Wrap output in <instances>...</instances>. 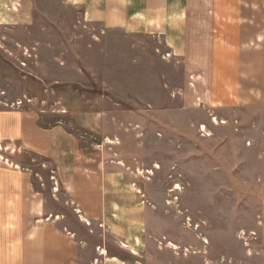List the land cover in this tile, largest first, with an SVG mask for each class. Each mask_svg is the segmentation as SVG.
I'll list each match as a JSON object with an SVG mask.
<instances>
[{
    "label": "crops",
    "instance_id": "1",
    "mask_svg": "<svg viewBox=\"0 0 264 264\" xmlns=\"http://www.w3.org/2000/svg\"><path fill=\"white\" fill-rule=\"evenodd\" d=\"M58 10L72 12L71 24L85 29L62 33L68 41L71 34L73 40L83 38L99 46L103 40H130L143 54L168 66L169 71L159 70L163 72L159 80L173 100L206 105L212 120L222 111L264 107V0H0V29L29 31L30 39L39 41L40 34H33L32 27L44 25L43 21V27L53 26ZM3 39L14 41V48L0 46L6 56L17 50L38 51L21 37L0 31ZM61 46L63 67L71 65L82 72L79 63L65 58L75 46L67 45L63 36ZM74 50L72 54L81 56L80 48ZM36 77L45 91L55 88ZM62 81L66 87L70 81L78 82ZM92 98L79 92L76 100L108 103L109 110L68 107L58 113L55 123L46 124L43 119L49 113L59 112L47 106V97H0V264H264V208L251 212L252 227L239 218L248 200L260 191L245 195L232 178L238 192L227 197L244 198L240 208L227 209V226L241 247L239 255L215 258L207 248L209 236L197 231L191 233L195 243L201 241V251L183 255L176 227L165 241L167 230L160 224L165 210L149 196L147 181L133 173L132 159L116 157L121 133L130 128L120 121H139L146 115L129 106L132 98L122 100L114 93ZM141 101L149 108L153 103L148 98ZM28 102L40 107H27ZM233 119H238L236 114ZM136 130L129 129L139 136ZM26 154L45 159L42 166L50 169L52 202L64 191L66 209L48 206L50 198L38 187L47 178L32 164L34 158L24 159ZM177 184L173 190H178ZM259 197L264 202V193ZM212 211L221 212L215 207ZM202 221L199 226L208 220ZM244 232L254 236L252 246Z\"/></svg>",
    "mask_w": 264,
    "mask_h": 264
},
{
    "label": "rangeland",
    "instance_id": "2",
    "mask_svg": "<svg viewBox=\"0 0 264 264\" xmlns=\"http://www.w3.org/2000/svg\"><path fill=\"white\" fill-rule=\"evenodd\" d=\"M56 13L58 19L53 26L43 27L46 25L43 21L44 25L39 22L32 27L33 34H40L37 35L39 41L30 39L29 31L5 27L0 29L2 33L21 37L23 43L38 50L37 53L34 50L26 53L17 50L11 56L0 52V97H47V106L51 108L53 105L59 112L54 110L49 113L43 119L46 124L55 123L61 116L58 113L68 107L82 109L101 106L109 110L108 103H79L76 100L79 92L90 98L113 93L122 100L132 98L134 101L129 106L144 113L147 119L140 117L139 121H120L128 125L129 129H137L139 136L132 134L129 129L121 133L122 139L117 142L121 152L116 157L122 156L128 161L132 159L133 173L147 181L145 186L149 196L161 211L165 210V215H160V224L167 230L164 240L172 238L170 234L176 227L181 234L183 255L187 256L201 251V241L197 239L198 243H195V235L191 233L197 231L199 236H209L211 244L207 248L215 258L227 253L239 255L241 247L233 240L227 226L230 222L227 209L237 208L244 198L235 201L228 198L227 194L235 195L238 190L234 186L238 185L247 192L245 195L254 190L260 191L248 200L247 206L242 208L243 215L239 217L242 223L252 227L254 217L251 212L258 207L264 208V202L259 197L264 193V107L222 111L217 120H212L206 105L179 103L171 98L168 88L161 87L159 76L163 72L159 70H167L168 66L164 67L157 57L146 56L126 39L119 38L113 42L103 40L101 46L93 45L92 41L83 38L73 40L72 36L76 32L85 29L71 24V19L75 17L72 12L58 10ZM64 32L74 33L69 35V41L68 35H62ZM62 36L67 45L75 46L71 54L65 56L66 60L79 63L82 72L76 71L71 65L63 67L60 53L63 48ZM12 43V39H3L0 46L14 48ZM151 45L149 43V47ZM76 48H80L81 56L72 54ZM51 51L54 52L53 56ZM56 52L58 55H55ZM144 67L150 71H145ZM24 76L27 78L24 79ZM36 76L48 80L47 84L55 88L50 89V92L45 91L35 82L38 79ZM55 79L60 82L51 81ZM62 80H77L80 84L70 81L71 84L66 87L67 84ZM146 98L153 102L150 108L141 101ZM27 107L37 109L40 105L28 102ZM234 114L237 120L233 119ZM135 122H139L138 125ZM201 126H204L203 130ZM154 132H160L163 136L159 139ZM31 158H34L32 164L47 178L46 183L38 184V187L50 198L48 206L66 209L63 203L67 194L64 191L59 192L58 201L52 202V184L48 180L50 169L42 166L45 159L29 154L24 156L28 161ZM156 162H159L157 167ZM230 178L238 185L232 186ZM175 182H179L175 186L178 190H173ZM67 207H70L69 204ZM214 207L221 212L217 214L214 211L213 214ZM201 219L208 221L199 226L203 223ZM231 219L235 222L236 217ZM245 234L242 233L244 238L252 240L247 245L252 246L256 241L254 236L250 238Z\"/></svg>",
    "mask_w": 264,
    "mask_h": 264
},
{
    "label": "built area",
    "instance_id": "3",
    "mask_svg": "<svg viewBox=\"0 0 264 264\" xmlns=\"http://www.w3.org/2000/svg\"><path fill=\"white\" fill-rule=\"evenodd\" d=\"M204 126H201V129L203 130Z\"/></svg>",
    "mask_w": 264,
    "mask_h": 264
}]
</instances>
